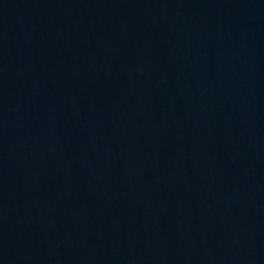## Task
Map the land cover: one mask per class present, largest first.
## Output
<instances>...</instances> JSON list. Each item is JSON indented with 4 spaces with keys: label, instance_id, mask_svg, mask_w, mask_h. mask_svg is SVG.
Returning a JSON list of instances; mask_svg holds the SVG:
<instances>
[{
    "label": "water",
    "instance_id": "95a60500",
    "mask_svg": "<svg viewBox=\"0 0 264 264\" xmlns=\"http://www.w3.org/2000/svg\"><path fill=\"white\" fill-rule=\"evenodd\" d=\"M0 264H264V0H0Z\"/></svg>",
    "mask_w": 264,
    "mask_h": 264
}]
</instances>
